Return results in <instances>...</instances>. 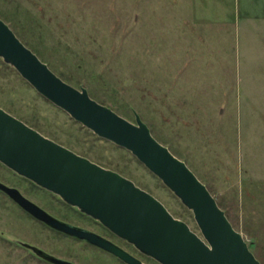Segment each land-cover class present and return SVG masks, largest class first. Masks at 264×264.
<instances>
[{"label": "rangeland", "instance_id": "obj_1", "mask_svg": "<svg viewBox=\"0 0 264 264\" xmlns=\"http://www.w3.org/2000/svg\"><path fill=\"white\" fill-rule=\"evenodd\" d=\"M0 19L61 80L131 123L139 116L264 264V0H0ZM0 108L129 179L201 236L192 212L129 151L73 120L1 58ZM0 182L158 264L1 163ZM22 244L74 264H125L0 191V264H51Z\"/></svg>", "mask_w": 264, "mask_h": 264}, {"label": "water", "instance_id": "obj_2", "mask_svg": "<svg viewBox=\"0 0 264 264\" xmlns=\"http://www.w3.org/2000/svg\"><path fill=\"white\" fill-rule=\"evenodd\" d=\"M0 58L34 90L98 137L129 151L194 217L201 236L175 219L151 194L44 137L0 108V163L98 221L158 264H260L224 211L186 164L135 123L96 102L56 76L0 19ZM26 213L50 228L83 240L125 264H144L105 237L65 223L0 182ZM51 264H74L22 244Z\"/></svg>", "mask_w": 264, "mask_h": 264}, {"label": "flooded vegetation", "instance_id": "obj_3", "mask_svg": "<svg viewBox=\"0 0 264 264\" xmlns=\"http://www.w3.org/2000/svg\"><path fill=\"white\" fill-rule=\"evenodd\" d=\"M33 129V128H32ZM35 130V129H34ZM37 131V130H36ZM38 132V131H37ZM41 134V133H40ZM42 135V134H41ZM44 136V135H43ZM44 137H46V136H44ZM46 138H48V137H46ZM48 139H50V138H48ZM51 140V139H50ZM53 141V140H52ZM55 142V141H54ZM57 143V142H56ZM57 144H59V143H57ZM59 145H61V144H59ZM61 146H63V145H61ZM63 147H65V146H63ZM66 149H68V150H70V151H72L71 149H69V148H67V147H65ZM122 148V147H121ZM126 150V149H125ZM72 152H74V151H72ZM75 154H77L76 152H74ZM77 155H79V156H81V157H84V156H82V155H80V154H77ZM84 158H86V157H84ZM86 159H88V158H86ZM88 160H90V159H88ZM91 161V160H90ZM91 162H93V161H91ZM93 163H95L96 165H98V166H100V167H102V168H104V169H108V168H106V167H104V166H102V165H100V164H98V163H96V162H93ZM7 168V167H6ZM10 170V169H9ZM110 170V169H109ZM13 172V171H12ZM115 172V171H114ZM13 173H15V172H13ZM117 173V172H116ZM16 174V173H15ZM119 174V173H118ZM18 175V174H17ZM121 175V174H120ZM18 176H20V175H18ZM122 176V175H121ZM20 177H22V176H20ZM23 178V177H22ZM36 185V184H35ZM37 186V185H36ZM39 187V186H38ZM39 188H41V187H39ZM41 189H43V188H41ZM43 190H45V189H43ZM45 191H47V190H45ZM49 192V191H48ZM50 193H52V192H50ZM53 195H55L57 198H59L60 199V197L58 196V195H56V194H54V193H52ZM63 203H65L64 201H63ZM66 205H68L67 203H65ZM69 207H71V208H73V209H76V210H78L76 207H73V206H71V205H68ZM79 211V210H78ZM82 213V212H81ZM82 214H84V213H82ZM85 215V214H84ZM87 216V215H86ZM89 217V216H88ZM91 218V217H90ZM58 219V218H57ZM60 220V219H59ZM61 221H63V220H61ZM63 222H65V223H68V224H70V225H74V226H76V227H79L78 225H75V224H72V223H69V222H67V221H63ZM80 228H83V227H80ZM83 229H85V228H83ZM87 230V229H86ZM89 231H91V230H89ZM93 232V231H92ZM61 233V232H60ZM64 234V233H63ZM66 235V234H65ZM67 236H69V235H67ZM69 237H71V238H74V237H72V236H69ZM74 239H76V238H74ZM107 239V238H106ZM77 240H79V239H77ZM109 240V239H108ZM79 241H83V240H79ZM83 242H85V241H83ZM85 243H87V242H85ZM88 244V243H87ZM91 245V244H90ZM93 246V245H92Z\"/></svg>", "mask_w": 264, "mask_h": 264}]
</instances>
